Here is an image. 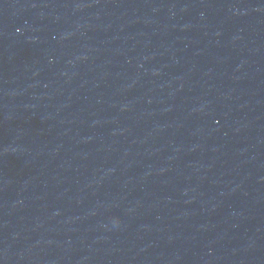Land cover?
<instances>
[{
	"label": "water",
	"instance_id": "95a60500",
	"mask_svg": "<svg viewBox=\"0 0 264 264\" xmlns=\"http://www.w3.org/2000/svg\"><path fill=\"white\" fill-rule=\"evenodd\" d=\"M0 264H264V0H0Z\"/></svg>",
	"mask_w": 264,
	"mask_h": 264
}]
</instances>
